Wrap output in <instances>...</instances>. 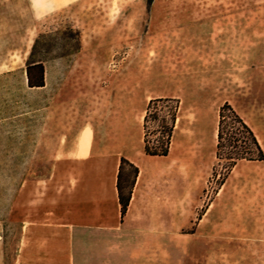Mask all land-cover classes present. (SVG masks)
Segmentation results:
<instances>
[{"label":"rangeland","instance_id":"rangeland-1","mask_svg":"<svg viewBox=\"0 0 264 264\" xmlns=\"http://www.w3.org/2000/svg\"><path fill=\"white\" fill-rule=\"evenodd\" d=\"M148 1L0 0V264H12L14 257L19 223L11 207L25 175L48 169L65 127L110 117L105 108L113 100L155 96L170 78L208 79L218 89L230 83L233 89L220 90L218 98H230L264 149V0ZM224 14L230 19L220 21ZM224 24L235 40L230 75L227 67L207 68L218 58L227 62L226 50L214 51ZM76 32L80 49L72 54ZM40 34L45 37L37 58L45 59L46 85L29 89L26 62ZM215 164V158L210 165L173 163L162 196L166 209L170 205L176 241L166 246V255L163 244H148L150 237H163L159 228L77 229L75 264H185L180 240L208 207L214 220L234 227L220 229L230 235L221 237L217 254H203L199 264H244L250 244L242 235L244 217L264 225V162L243 161L221 187L210 179ZM247 206L257 212H244ZM156 216L163 223L168 213ZM250 249L261 257L264 240L253 239ZM258 259L255 264H264Z\"/></svg>","mask_w":264,"mask_h":264},{"label":"crops","instance_id":"crops-1","mask_svg":"<svg viewBox=\"0 0 264 264\" xmlns=\"http://www.w3.org/2000/svg\"><path fill=\"white\" fill-rule=\"evenodd\" d=\"M229 17L224 14L219 20H229ZM222 27L220 31L223 34L217 35L214 51L226 50L227 62H221L218 58L215 62L209 61L207 68L227 67V74L230 75V60L234 62L235 58V40L230 38V27L226 24ZM225 38L228 40L225 41ZM21 55L25 61L28 52ZM218 85V82L203 78L193 81H186L185 78L174 81L170 78L166 80L164 91L155 96L143 98L138 93L136 102L111 101L105 108L111 110L110 114L105 113L110 117L101 119L99 124L95 120H87L82 125L65 127L66 135L60 138L48 169L42 173L26 174L13 201L11 213L18 219L19 235L12 264H75L74 234L77 229L115 232L121 229L159 228L164 230L163 237H150L148 244H163L166 255V246L176 241L172 236L175 227L170 205L166 209L162 196L173 163L210 165L215 158L220 107L228 102L241 116L228 96L218 98L220 90L230 92L233 86L223 83L222 88L218 89ZM157 98L180 101L169 155L164 158L147 157L143 150L146 108L150 100ZM122 158L139 169L123 221L117 190ZM242 162L235 166L231 174ZM245 209L246 213L257 212L252 206ZM160 212L168 213L163 223L157 222L156 214ZM212 213L211 207H208L193 231L180 240V250L185 252V264H195L189 257L195 258L196 264H199L203 262V254H217L221 237L230 235L221 234L220 229L234 227V223L231 226L229 222L221 224L213 219ZM244 218L242 235L250 242L245 246L244 264H255L257 258L264 261V255L253 256L250 249L253 239L264 240V225L256 226L257 221L252 215ZM237 225L235 223V228ZM183 246H187L186 250ZM169 252L171 254L172 249ZM215 261L218 263V260Z\"/></svg>","mask_w":264,"mask_h":264},{"label":"trees","instance_id":"trees-1","mask_svg":"<svg viewBox=\"0 0 264 264\" xmlns=\"http://www.w3.org/2000/svg\"><path fill=\"white\" fill-rule=\"evenodd\" d=\"M154 0H149L151 5ZM40 34L35 40L29 58L26 62V83L29 89L45 87V59L37 58L40 53ZM74 50L80 49L79 33L74 36ZM180 109V101L173 98H157L149 101L143 121V150L147 157L164 158L169 155L173 133ZM216 164L212 170L211 182L221 187L230 176L235 166L241 161L264 162V151L254 132L228 103H224L219 110L218 134L215 149ZM128 166L130 171L126 172ZM139 169L126 159H121L117 177L118 199L121 206V221L124 220Z\"/></svg>","mask_w":264,"mask_h":264}]
</instances>
